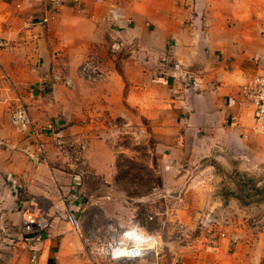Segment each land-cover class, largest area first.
Segmentation results:
<instances>
[{
	"label": "crops",
	"instance_id": "1",
	"mask_svg": "<svg viewBox=\"0 0 264 264\" xmlns=\"http://www.w3.org/2000/svg\"><path fill=\"white\" fill-rule=\"evenodd\" d=\"M94 4L105 9L104 17L79 16L87 5L66 0L44 22V0H0V37L9 43L0 55V264H33L32 252L18 243L25 214L41 211L50 227L37 246L40 264H95L81 227L78 232L66 221L70 201L63 189L70 180L51 163L48 146L43 155L29 130L10 123L9 108L17 97L28 106L35 127H50L51 133L66 125L72 134H87L91 126L84 123L103 113L144 122V132L156 139V152L165 160V186L180 184L179 169L208 164L215 175L233 170L245 177L246 170L264 169V129L253 131V111L239 104L240 88L264 75V0ZM120 10L127 11L126 18ZM91 57L106 75L97 84L79 73ZM58 74L67 84L53 79ZM187 75L193 77L191 87ZM94 86L95 92L87 91ZM89 101L96 102L94 112ZM101 152L106 158L93 167L113 169L112 155ZM220 178L223 184L243 185L239 177ZM255 185L260 193L251 201L260 210L258 224L226 229L237 239L240 264H264V179ZM242 190L217 195L230 203L245 199ZM74 198L72 204L80 203ZM223 209L231 214L234 207Z\"/></svg>",
	"mask_w": 264,
	"mask_h": 264
},
{
	"label": "rangeland",
	"instance_id": "2",
	"mask_svg": "<svg viewBox=\"0 0 264 264\" xmlns=\"http://www.w3.org/2000/svg\"><path fill=\"white\" fill-rule=\"evenodd\" d=\"M82 1L87 6L81 7L79 16L91 19L106 15L102 6L94 4H103L104 0ZM119 14L127 17L126 10H120ZM119 41L126 46L124 39L120 37ZM104 51L109 50L105 48ZM89 63L95 70L93 75H85L82 71V67ZM79 71L93 84L106 76L92 57L81 65ZM63 76L58 74L53 79L67 84L69 80ZM93 88L87 91L95 92L96 87ZM63 92L64 89L58 91ZM45 93L51 94L53 90ZM95 103L89 101L88 109L94 112ZM84 124L91 126L87 134H72L66 125L55 127L52 133L50 127L36 128L48 133L45 136L50 137L49 141H42L45 148L48 146L47 156L59 174L70 180L68 190L63 189L64 198L70 201L67 209L78 214L87 254L95 264H214L215 261L217 264H240L236 257L239 252L237 239L231 238L226 229L241 227L243 231L258 224L255 218L260 210L251 197L255 198L259 192L255 184L264 179V169L246 170L245 177L237 176L233 170H220L215 175V170L208 164V168L203 169H179L176 175L183 179L180 184L165 186L161 168V162L165 163V160H161L156 152V139L144 132V122L129 123L121 117L112 118L103 113L98 120ZM26 130L31 132V128ZM92 149L98 151L97 154L92 155ZM101 150L112 155L113 169L97 170L93 167L107 156ZM214 161L209 158V162L214 164ZM223 174L241 178L243 185L223 184L224 180H220ZM240 188L244 200L235 197L233 203H225L217 195L229 189L238 194ZM263 191L261 197L264 198ZM74 196L81 199V204H72ZM230 206L234 207L231 214L223 209ZM133 226L143 228L152 237L146 256L138 260L113 258L112 250ZM223 239L226 241L222 244Z\"/></svg>",
	"mask_w": 264,
	"mask_h": 264
},
{
	"label": "built area",
	"instance_id": "3",
	"mask_svg": "<svg viewBox=\"0 0 264 264\" xmlns=\"http://www.w3.org/2000/svg\"><path fill=\"white\" fill-rule=\"evenodd\" d=\"M66 0H44V7L46 17L44 22H47L50 13H53L55 9L65 3ZM102 0H97L101 2ZM9 47L8 41L0 37V55L3 51ZM82 71L85 75H93L95 70L91 63L85 64L82 67ZM60 80V79H59ZM186 85L191 87L193 85V77L191 75L186 76ZM239 104L253 111L254 125L253 131L264 129V75L255 77L250 83L242 86L239 91ZM10 123L15 128H31V134L38 143L40 151L44 155L45 146L42 142V138L47 135V132L41 131L33 126V121L30 117L27 105L24 103L21 97H17L16 104L10 109ZM66 221L79 232V217L72 212L67 211ZM50 227V219L46 212L41 211L39 213L31 212L26 213L21 227V238L18 243V247L22 251H31V262L33 264H40L39 250L37 246L42 241L44 232ZM124 239L118 242L116 247L112 250L113 258H130V259H142L146 256L148 248L152 243L151 236L143 231V228L133 226L125 233ZM127 251L131 253L127 256H122L120 253Z\"/></svg>",
	"mask_w": 264,
	"mask_h": 264
},
{
	"label": "clouds",
	"instance_id": "4",
	"mask_svg": "<svg viewBox=\"0 0 264 264\" xmlns=\"http://www.w3.org/2000/svg\"><path fill=\"white\" fill-rule=\"evenodd\" d=\"M122 256H127V255H130L131 253L127 252V251H122L120 253Z\"/></svg>",
	"mask_w": 264,
	"mask_h": 264
}]
</instances>
